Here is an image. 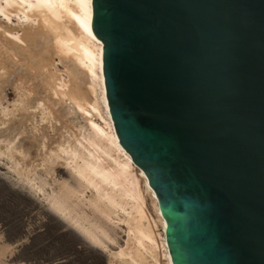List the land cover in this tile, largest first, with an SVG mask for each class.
I'll use <instances>...</instances> for the list:
<instances>
[{
    "label": "water",
    "instance_id": "1",
    "mask_svg": "<svg viewBox=\"0 0 264 264\" xmlns=\"http://www.w3.org/2000/svg\"><path fill=\"white\" fill-rule=\"evenodd\" d=\"M114 132L172 264H264V0H91Z\"/></svg>",
    "mask_w": 264,
    "mask_h": 264
},
{
    "label": "bare ground",
    "instance_id": "2",
    "mask_svg": "<svg viewBox=\"0 0 264 264\" xmlns=\"http://www.w3.org/2000/svg\"><path fill=\"white\" fill-rule=\"evenodd\" d=\"M91 9L0 0V264H172L107 111Z\"/></svg>",
    "mask_w": 264,
    "mask_h": 264
},
{
    "label": "rangeland",
    "instance_id": "3",
    "mask_svg": "<svg viewBox=\"0 0 264 264\" xmlns=\"http://www.w3.org/2000/svg\"><path fill=\"white\" fill-rule=\"evenodd\" d=\"M6 35H8V34L6 33ZM8 36H10V35H8ZM20 43H21V44H23V43H25V42H22V41H20ZM23 45H26V43H25V44H23ZM8 90H9V89H8ZM8 90H7V91H8ZM8 92H9V91H8ZM148 202H149V204H148V205H150V203H151L150 199L148 200ZM150 213H151V211H150ZM24 260H25V261L27 260V262H28V261H29V258H27V259H24ZM25 261L21 260L20 262H21V263H24Z\"/></svg>",
    "mask_w": 264,
    "mask_h": 264
}]
</instances>
